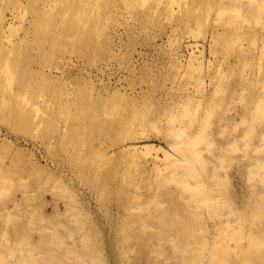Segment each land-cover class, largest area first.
I'll return each mask as SVG.
<instances>
[{
  "label": "rangeland",
  "instance_id": "1",
  "mask_svg": "<svg viewBox=\"0 0 264 264\" xmlns=\"http://www.w3.org/2000/svg\"><path fill=\"white\" fill-rule=\"evenodd\" d=\"M42 1L0 0V102L34 95L28 123L0 117V264H264V5L247 24L201 2L198 25L102 0L85 39ZM133 118L119 155L100 123Z\"/></svg>",
  "mask_w": 264,
  "mask_h": 264
},
{
  "label": "bare ground",
  "instance_id": "2",
  "mask_svg": "<svg viewBox=\"0 0 264 264\" xmlns=\"http://www.w3.org/2000/svg\"><path fill=\"white\" fill-rule=\"evenodd\" d=\"M102 0H56V6L52 7L53 13L51 14L48 10H45V18L46 19H55V17H59L62 19V25L67 30L73 31L76 35L83 37L85 39H93L96 35V33H99V29L104 26V23L107 19V13L105 9L101 5ZM123 3H126L127 0H121ZM161 0H137L138 3L143 2H151L153 8H151L149 11H155L158 6H161L162 4H159ZM170 2H175L178 4V12L181 14V17L183 18V21L189 24H198L201 25V4H206L210 7V9L217 13L219 16L218 19L220 21L224 22H233L238 20L240 23H249L252 19H258V16H261V12L259 11V7L264 5V0H228L227 4L224 0H166ZM43 6H47L45 4V0L42 1ZM94 2L98 3V9L94 5ZM203 2V3H201ZM229 6H224L228 5ZM51 10V11H52ZM175 11V10H174ZM70 15H73V18L76 19L73 20L70 18ZM50 17V18H49ZM44 19V20H46ZM205 18H203V21ZM238 23V22H236ZM228 38V36L223 35L218 32H212L210 38L215 41H221L224 38ZM233 38L231 37V41ZM230 41V40H229ZM230 41V42H231ZM44 43H46L44 41ZM91 50H94V45L91 47ZM1 83V80H0ZM23 90V89H21ZM3 99L0 102V117L2 119H9V121L14 122L17 119H20L23 123H28V120L26 119L27 115L29 114L30 108L33 105L32 100L34 99V95H31L29 91L28 97H22L20 94L14 93L13 88H6L4 90ZM28 92H26L27 94ZM25 94V96H26ZM15 99L21 100L22 104L16 103ZM234 100V99H233ZM69 104L72 106H76L77 108L80 107L77 103V99L75 98V95L73 98L69 100ZM221 107L223 105H220ZM66 113L69 114V110H64ZM87 120L93 125L94 124V117L96 116V111L93 108L88 109L87 111ZM251 112V111H250ZM71 114V113H70ZM246 121V119H243ZM253 120V119H252ZM129 121V120H128ZM126 120H114L112 121H102L100 125L105 128L106 131H120L123 133V142L116 144V148L119 149V155L120 153H124V151L127 153L129 151V147H127L129 142L137 140L136 135H131L127 131V129H131L132 125L135 124L137 121L133 118V122L130 124ZM97 125H99V122H96ZM72 132V130L69 129V134ZM70 136V137H68ZM147 136V135H146ZM149 136V135H148ZM76 139L77 137H71V135H65V140ZM78 139V138H77ZM128 141V143H126ZM75 144V142H74ZM198 161V158H194ZM255 169V172H253V176L259 177V172ZM200 172V171H198ZM197 172V174H199ZM254 189L259 191V189L254 186ZM209 191V190H208ZM166 194V192H164ZM197 195L191 194L190 199L192 201H197ZM167 196L175 202L174 199L171 198V193H168ZM260 195L255 193V196L253 198V202L255 203ZM261 201H264L263 197H260ZM174 208L176 210H180L181 208L178 207L176 203H174ZM173 228L176 230L175 232L187 234V232L182 230V227L173 223ZM167 233H164L166 235ZM189 236V235H187ZM190 238L192 240H195L197 242H201L200 237H196L194 235H190Z\"/></svg>",
  "mask_w": 264,
  "mask_h": 264
}]
</instances>
